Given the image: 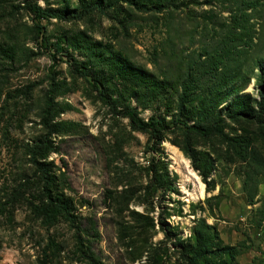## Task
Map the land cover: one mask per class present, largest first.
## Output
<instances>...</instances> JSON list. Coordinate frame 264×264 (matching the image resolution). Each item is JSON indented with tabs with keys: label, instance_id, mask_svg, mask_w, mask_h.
Listing matches in <instances>:
<instances>
[{
	"label": "rangeland",
	"instance_id": "1",
	"mask_svg": "<svg viewBox=\"0 0 264 264\" xmlns=\"http://www.w3.org/2000/svg\"><path fill=\"white\" fill-rule=\"evenodd\" d=\"M86 1L0 0V45L16 52L11 60L0 57V264H185L178 250L196 218L216 228L221 244L237 247L234 264H264V135L257 124L225 119L221 136L191 137L206 190L180 149L179 130L163 131L152 144L66 62L71 56L93 64L91 55L104 48L105 58L117 56L123 67L167 82L195 67L204 91L218 76L211 59L219 54L217 70L243 84L239 93L256 98L264 66V0H179L160 11L103 1L70 20L39 18L33 11L79 10ZM52 43L61 49L54 51ZM49 83L52 128L40 118ZM122 100L141 119H168L176 96L145 105L134 97ZM41 138L50 147L37 159L51 163L52 190L68 199L72 223L60 218L45 225L31 210L40 180L28 152ZM151 158L166 165L170 189L149 185Z\"/></svg>",
	"mask_w": 264,
	"mask_h": 264
},
{
	"label": "trees",
	"instance_id": "2",
	"mask_svg": "<svg viewBox=\"0 0 264 264\" xmlns=\"http://www.w3.org/2000/svg\"><path fill=\"white\" fill-rule=\"evenodd\" d=\"M103 1L106 3L105 5L118 1L144 7L149 4L150 9L155 8L157 11H160L163 7H175L179 4V0H87L79 10L34 6L33 11L39 18L80 19L92 9L101 6ZM51 46L56 52L61 49L55 43H52ZM98 46L99 44H97ZM85 48L87 49V47ZM93 48H96V46H93ZM103 54L104 48L101 52L92 54L93 64L77 63L68 54L66 62L72 72L79 76L89 77L90 84L104 103L115 113L127 117L132 129L146 133L152 144L157 145L161 141L163 131L179 130L182 136L178 142L180 149L189 158L194 169H199L197 164L199 158L196 157L192 148L191 137L221 136V126L225 119L236 121L240 117H245L253 120L259 127V133L264 135V66L259 69L257 79L260 87L257 91V97L253 98L248 93H239L243 84H235L233 82L234 78L224 77L221 69L217 70V65L220 63L219 54L218 57L211 59V65L218 76H216L215 82L204 91L200 88L195 67L188 68L184 73L179 74L176 77L177 80L167 82L165 78H156L150 73L140 71L137 68L123 67V60L117 56L110 55L105 58ZM15 55L16 52L10 46L0 45L1 58L11 60ZM103 66L109 69L106 75ZM112 79L118 81V89ZM53 91V84L49 83L48 91L43 95L44 105L40 118L47 128L53 127L51 123L54 115ZM170 93H175L176 101L174 110L169 114L168 119L152 115L146 120L141 119L136 108L122 100V96H125V98L134 97L138 103L145 102L142 104L145 105L146 103L166 100L167 95ZM222 103L224 104L221 105ZM116 104H119V109H117ZM219 105L221 106L219 107ZM165 107L168 108L169 106ZM49 147L47 138H41L28 152L30 154L29 161L34 166L40 180L38 203L32 204L31 210L36 216L40 217L45 225H51L60 218L72 223L73 215L69 212L68 199L61 192L57 193L52 190L53 178L49 168L51 163L37 159L44 158ZM248 156L249 159L258 164L256 154ZM148 171L150 173L149 185L154 190L162 192L170 189L171 180L168 179L164 163L151 158ZM198 174L205 184L206 190H209L205 173L198 170ZM238 253L239 250L236 246L221 244L216 228L205 223L203 218H196L187 242L182 243L178 250V255L185 264H234L232 262L233 257ZM43 256H45V252H43ZM40 263H44V259ZM92 264L97 263L92 260Z\"/></svg>",
	"mask_w": 264,
	"mask_h": 264
},
{
	"label": "bare ground",
	"instance_id": "3",
	"mask_svg": "<svg viewBox=\"0 0 264 264\" xmlns=\"http://www.w3.org/2000/svg\"><path fill=\"white\" fill-rule=\"evenodd\" d=\"M189 176L193 177L194 175L189 173ZM195 179V178H194ZM199 185V195L202 196L203 192H202V186L198 183Z\"/></svg>",
	"mask_w": 264,
	"mask_h": 264
}]
</instances>
